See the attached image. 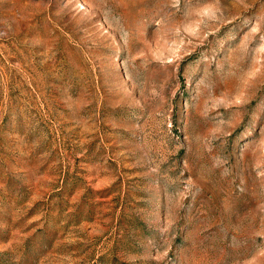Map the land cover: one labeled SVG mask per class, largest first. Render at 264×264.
I'll return each instance as SVG.
<instances>
[{
    "label": "rangeland",
    "instance_id": "obj_1",
    "mask_svg": "<svg viewBox=\"0 0 264 264\" xmlns=\"http://www.w3.org/2000/svg\"><path fill=\"white\" fill-rule=\"evenodd\" d=\"M0 264H264V0H0Z\"/></svg>",
    "mask_w": 264,
    "mask_h": 264
}]
</instances>
